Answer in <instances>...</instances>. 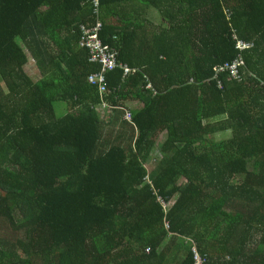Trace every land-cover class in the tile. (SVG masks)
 I'll return each mask as SVG.
<instances>
[{
  "label": "trees",
  "instance_id": "1",
  "mask_svg": "<svg viewBox=\"0 0 264 264\" xmlns=\"http://www.w3.org/2000/svg\"><path fill=\"white\" fill-rule=\"evenodd\" d=\"M130 6L160 13L154 48L142 20L113 24ZM97 20L125 66L105 76L114 120L79 46ZM239 58L240 82L218 75ZM194 246L264 264V0H0V264H195Z\"/></svg>",
  "mask_w": 264,
  "mask_h": 264
},
{
  "label": "built area",
  "instance_id": "2",
  "mask_svg": "<svg viewBox=\"0 0 264 264\" xmlns=\"http://www.w3.org/2000/svg\"><path fill=\"white\" fill-rule=\"evenodd\" d=\"M94 6V13L99 14L100 10V0H90ZM103 27L102 22L99 20L92 25V28H87L82 26L80 29V40L79 46L88 52V61L89 64L98 66L101 68L99 74L92 75L89 78V83L93 86H97L100 89L99 97L104 108H109L105 103L104 98L107 93V89L104 86L105 76L118 68H124L123 62L118 59V52L110 50L108 46H104L99 39L98 32ZM240 46H242L240 44ZM242 65L240 58L233 62L232 65H226L218 70V75L222 73L229 72L231 79L235 81H241L239 77V67ZM141 73L137 69H128L125 68V74L127 76H136ZM219 87L222 88V85L219 84ZM125 119L128 121H133V113L127 111ZM164 208H168V205L162 202ZM169 228V225L166 226ZM195 255V264H203V259L200 254L196 251L195 246L193 247ZM149 252V250H148Z\"/></svg>",
  "mask_w": 264,
  "mask_h": 264
},
{
  "label": "crops",
  "instance_id": "3",
  "mask_svg": "<svg viewBox=\"0 0 264 264\" xmlns=\"http://www.w3.org/2000/svg\"><path fill=\"white\" fill-rule=\"evenodd\" d=\"M131 10L130 12L127 14H124L123 12V8H120V13L118 15L115 14L114 19L112 18V20L114 21L113 24L115 25H135L136 24V19L138 20H142L143 24H144V32L142 34V39H144L143 41H140L141 44H143L145 47H150L149 44V40L151 41V48H154V44L155 41L158 40V36L160 35V29H161V16L160 13L158 12V10L156 8L153 7H149L147 9H145V12L142 13L141 15H137V13L134 11L133 6H130ZM165 26V25H164ZM163 26V28H164ZM131 53L132 52H136V54H138V59L141 62H145L146 60H148L150 57H154L152 55H150L151 53V49L150 48H144L141 45L138 46V44L133 43L131 46ZM153 52V51H152ZM139 64V66L143 65V64ZM137 66V67H139ZM131 103H136L137 107L134 108V105H131ZM107 104V103H106ZM145 106V104L143 102L140 101H129L127 104V107L125 108H129L130 110L133 111H137V110H141L143 109ZM65 106H62V109L65 110L64 108ZM109 108H104V107H99L98 112L100 113L101 110H105V115L103 117L102 120H104L105 117H108L111 115V120L114 118L116 119V114L114 115V112L111 111L109 112L108 110ZM120 114H122V112H120ZM113 119V120H114Z\"/></svg>",
  "mask_w": 264,
  "mask_h": 264
},
{
  "label": "rangeland",
  "instance_id": "4",
  "mask_svg": "<svg viewBox=\"0 0 264 264\" xmlns=\"http://www.w3.org/2000/svg\"><path fill=\"white\" fill-rule=\"evenodd\" d=\"M27 72H29L35 79H39L40 78V74L38 72V70L36 69L34 62L32 61L31 64L29 65V67H27L26 69ZM131 105H134V108L137 107L136 103H131ZM134 110V109H133ZM63 111V109L61 110ZM105 110H101L99 114L100 119L102 120L104 115H105ZM58 113L61 115V113L58 111ZM106 134V138L111 140L113 139V136H111L110 132L107 130ZM231 137V133L230 131L228 132H222V133H218L216 136L217 140H227ZM167 139V133L166 132H162L156 142L155 145V153L153 154L152 158L150 159V162L147 164L149 172L153 171L155 166L159 164L160 160L162 159V155L160 153V148H161V144ZM156 166V167H157Z\"/></svg>",
  "mask_w": 264,
  "mask_h": 264
},
{
  "label": "bare ground",
  "instance_id": "5",
  "mask_svg": "<svg viewBox=\"0 0 264 264\" xmlns=\"http://www.w3.org/2000/svg\"><path fill=\"white\" fill-rule=\"evenodd\" d=\"M98 36H99V34H98ZM99 39H100V37H99ZM100 41H101V39H100ZM102 42V41H101ZM102 44L104 45V46H108V45H106V44H104L103 42H102ZM109 47V46H108ZM110 48V47H109ZM241 60V62H242V65L239 67V71H240V69H241V67H243V64H244V62H243V60L242 59H240ZM100 90V89H99Z\"/></svg>",
  "mask_w": 264,
  "mask_h": 264
},
{
  "label": "clouds",
  "instance_id": "6",
  "mask_svg": "<svg viewBox=\"0 0 264 264\" xmlns=\"http://www.w3.org/2000/svg\"><path fill=\"white\" fill-rule=\"evenodd\" d=\"M168 207H169V205H168Z\"/></svg>",
  "mask_w": 264,
  "mask_h": 264
}]
</instances>
